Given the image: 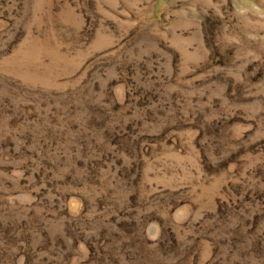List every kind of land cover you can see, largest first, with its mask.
<instances>
[{
    "label": "rangeland",
    "instance_id": "374dc122",
    "mask_svg": "<svg viewBox=\"0 0 264 264\" xmlns=\"http://www.w3.org/2000/svg\"><path fill=\"white\" fill-rule=\"evenodd\" d=\"M0 264H264V0H0Z\"/></svg>",
    "mask_w": 264,
    "mask_h": 264
}]
</instances>
